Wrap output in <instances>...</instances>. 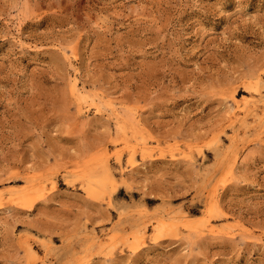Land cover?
Here are the masks:
<instances>
[{"label":"rangeland","instance_id":"374dc122","mask_svg":"<svg viewBox=\"0 0 264 264\" xmlns=\"http://www.w3.org/2000/svg\"><path fill=\"white\" fill-rule=\"evenodd\" d=\"M0 264H264V0H0Z\"/></svg>","mask_w":264,"mask_h":264},{"label":"bare ground","instance_id":"6f19581e","mask_svg":"<svg viewBox=\"0 0 264 264\" xmlns=\"http://www.w3.org/2000/svg\"><path fill=\"white\" fill-rule=\"evenodd\" d=\"M73 82H74V81H73ZM73 82H72V83H73ZM75 83H76V82H75ZM75 86H76V85H75ZM76 87H77V86H76ZM78 89H79V88H78ZM78 91H79V90H78ZM80 92H81V91H80ZM76 93H77V91H76ZM77 94H78V93H77ZM75 96H76V95H75ZM80 96H81V94H80ZM80 96H79V97H80ZM79 101H81V99H80ZM83 101H84V100H83ZM96 109H97V108H96ZM98 112H100V111L98 110ZM18 202H21V200L19 199ZM247 228H248V227H247ZM204 229H205V230L207 229L206 226H205ZM208 231H211L212 233H215L217 230H216V228H215L214 225H213V226H211V227L208 229ZM251 234H252V233H251ZM136 249H137V246H132V250H133V251H137Z\"/></svg>","mask_w":264,"mask_h":264}]
</instances>
